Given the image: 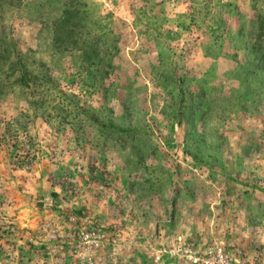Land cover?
<instances>
[{"label":"rangeland","instance_id":"rangeland-1","mask_svg":"<svg viewBox=\"0 0 264 264\" xmlns=\"http://www.w3.org/2000/svg\"><path fill=\"white\" fill-rule=\"evenodd\" d=\"M261 17L0 0V264H264Z\"/></svg>","mask_w":264,"mask_h":264},{"label":"built area","instance_id":"built-area-1","mask_svg":"<svg viewBox=\"0 0 264 264\" xmlns=\"http://www.w3.org/2000/svg\"><path fill=\"white\" fill-rule=\"evenodd\" d=\"M193 260L197 264H214L215 261H218L220 264H233L230 256L222 248L210 251L206 256H194Z\"/></svg>","mask_w":264,"mask_h":264},{"label":"trees","instance_id":"trees-1","mask_svg":"<svg viewBox=\"0 0 264 264\" xmlns=\"http://www.w3.org/2000/svg\"><path fill=\"white\" fill-rule=\"evenodd\" d=\"M66 12L67 13H73V11H71L70 9L68 10H66ZM72 19V17H65V20H64V23H63V25L62 26H66V25H68V24H70V20ZM261 22H260V25H259V27L261 28L260 29V31H259V33H258V36H257V42H255L254 43V46L255 47H257L258 49H264V18H262L261 17ZM65 32V31H64ZM61 33H63V32H61ZM71 36V34L69 33L68 35H67V37H70ZM262 60H264V57H262L261 58ZM26 85V86H30V82H28V80H26V73L25 74H23V85Z\"/></svg>","mask_w":264,"mask_h":264}]
</instances>
